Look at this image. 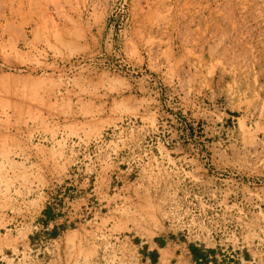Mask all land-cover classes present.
Listing matches in <instances>:
<instances>
[{"label":"rangeland","instance_id":"rangeland-1","mask_svg":"<svg viewBox=\"0 0 264 264\" xmlns=\"http://www.w3.org/2000/svg\"><path fill=\"white\" fill-rule=\"evenodd\" d=\"M212 58L264 68V0H0V264H145L157 235L264 264V91H213Z\"/></svg>","mask_w":264,"mask_h":264},{"label":"crops","instance_id":"crops-1","mask_svg":"<svg viewBox=\"0 0 264 264\" xmlns=\"http://www.w3.org/2000/svg\"><path fill=\"white\" fill-rule=\"evenodd\" d=\"M206 60V59H205ZM213 67L211 86L216 92V83L219 85L220 68L224 66L222 75L225 74L226 85L230 88L234 101H247L254 99L255 92L258 95L264 91V68L249 66L248 59L244 58L243 63L232 65L229 60H221L212 58L205 61ZM234 66V67H232ZM165 70H160V75H165ZM187 77L195 76L196 86L200 83V79L209 76V72L205 69L189 70L185 74ZM224 76V77H225ZM217 78V79H216ZM255 100V99H254ZM157 108L162 109L163 103L156 101ZM72 217L67 216L65 209L54 206H46L42 210L41 217L38 219V224L47 226L46 238L54 239L62 235L70 227ZM51 225V229L48 226ZM140 255L145 264H247L248 261L244 257L229 258V253L225 249L217 247H208L199 244H191L179 238H172L165 235H157L150 240L141 243ZM237 263H236V262Z\"/></svg>","mask_w":264,"mask_h":264},{"label":"built area","instance_id":"built-area-1","mask_svg":"<svg viewBox=\"0 0 264 264\" xmlns=\"http://www.w3.org/2000/svg\"><path fill=\"white\" fill-rule=\"evenodd\" d=\"M228 256H229V258H231V259H233V260L235 259V255H234V254H229ZM241 258L244 259V256L241 255ZM238 259H239V258H238Z\"/></svg>","mask_w":264,"mask_h":264},{"label":"bare ground","instance_id":"bare-ground-1","mask_svg":"<svg viewBox=\"0 0 264 264\" xmlns=\"http://www.w3.org/2000/svg\"><path fill=\"white\" fill-rule=\"evenodd\" d=\"M236 262V261H235ZM237 263V262H236ZM241 264H242V262H241Z\"/></svg>","mask_w":264,"mask_h":264}]
</instances>
